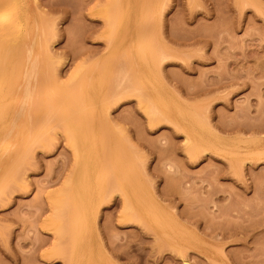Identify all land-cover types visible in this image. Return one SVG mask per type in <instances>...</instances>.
I'll use <instances>...</instances> for the list:
<instances>
[{
    "label": "rangeland",
    "instance_id": "obj_1",
    "mask_svg": "<svg viewBox=\"0 0 264 264\" xmlns=\"http://www.w3.org/2000/svg\"><path fill=\"white\" fill-rule=\"evenodd\" d=\"M13 1L0 264H264V0Z\"/></svg>",
    "mask_w": 264,
    "mask_h": 264
},
{
    "label": "bare ground",
    "instance_id": "obj_2",
    "mask_svg": "<svg viewBox=\"0 0 264 264\" xmlns=\"http://www.w3.org/2000/svg\"><path fill=\"white\" fill-rule=\"evenodd\" d=\"M11 1H13V0H11ZM14 1H15V0H14ZM14 1H13V2H14ZM9 3H10V2H9ZM11 3H12V2H11ZM11 3H10V4H11ZM14 3H15V2H14ZM11 6H12V5H11ZM13 7H14V5L12 6V8H13ZM13 10H14V9H12L11 11H13ZM14 11H15V10H14ZM14 14H15L14 16H17L16 12H15ZM3 15H4V14H3ZM17 17H18V16H17ZM17 17H16V18H17ZM1 20H2V19H1ZM16 21H17V19H16ZM14 24H15V25H14ZM12 25H13L14 27H16V22H14L13 24H11L10 26H12ZM10 26L6 25L5 27H3L2 34H4V35H9L12 31L15 30V28H14L13 26H12V28H13L14 30H12V28H11ZM0 31H1V30H0ZM3 32H5V33H3ZM8 32H9V33H8ZM0 33H1V32H0ZM6 33H7V34H6ZM4 35H3V36H4ZM19 63H20V61L17 63L18 66L22 64V63H20V64H19ZM19 68H20V67H19ZM11 77H12V76H11ZM15 78H16V76L14 75V79H15ZM14 79H13V77H12V81H13ZM16 81H17V79H16ZM10 82H11V79H10ZM10 82H9V86H10ZM13 83H14V82H13ZM16 83H17V82H16ZM11 84H12V83H11ZM7 85H8V84H7ZM9 86H8V87H9ZM12 86H14V84H13ZM12 86H10L9 88L7 87L8 89H6V90L12 89ZM15 86H16V85H15ZM15 86H14V87H15ZM14 87H13V89H12L13 91H14ZM16 88H17V87H16ZM12 90H9L8 93H9L10 91H11L10 93H12V92H13ZM20 91H21V89H20ZM8 95H9V94H8ZM10 95H11V94H10ZM4 99H5V98H4ZM16 100H17V99H16ZM14 101H15V100H14ZM4 104H5V103H4ZM20 110H21V109H20ZM198 125H199V124H198ZM201 128H202V127H201ZM185 263H186V262H185ZM186 264H187V263H186Z\"/></svg>",
    "mask_w": 264,
    "mask_h": 264
}]
</instances>
